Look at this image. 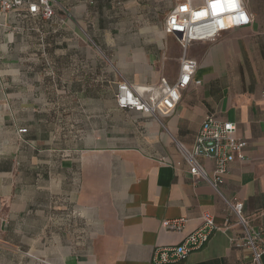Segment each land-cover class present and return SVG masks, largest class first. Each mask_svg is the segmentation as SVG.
<instances>
[{
    "label": "crops",
    "instance_id": "crops-1",
    "mask_svg": "<svg viewBox=\"0 0 264 264\" xmlns=\"http://www.w3.org/2000/svg\"><path fill=\"white\" fill-rule=\"evenodd\" d=\"M55 1L57 19L15 15L0 32V264H152L204 216L221 230L181 264H255L232 243L242 227L225 200L243 203L264 235V0H243L251 24L214 42L185 50L162 31L163 56L160 17L173 0ZM183 67L202 83L169 116L118 108L120 76L159 97ZM130 112L132 128L121 118ZM209 115L248 142L219 192L193 178L177 147L191 149ZM202 165L211 177L214 162ZM180 218L184 230L163 227Z\"/></svg>",
    "mask_w": 264,
    "mask_h": 264
},
{
    "label": "built area",
    "instance_id": "built-area-1",
    "mask_svg": "<svg viewBox=\"0 0 264 264\" xmlns=\"http://www.w3.org/2000/svg\"><path fill=\"white\" fill-rule=\"evenodd\" d=\"M55 3V0H0V32L11 30L10 21L15 15L27 20L57 19ZM173 3L174 6L163 23V31L167 36L176 37L185 50L194 42H214L223 33L247 27L252 22L243 0H224L222 4H213V0H173ZM65 15L70 14L67 11ZM201 83L194 81L193 76L183 67L179 79L174 84L162 79L161 96H144L133 83L120 76L115 101L121 110L139 112L160 121V117L169 116L176 111L185 90L192 84L199 86ZM236 132L237 126L234 123L223 122L215 115H209L204 119L191 149L177 144L193 178L207 182L219 192L225 176L230 172V166L237 160H246L244 152L248 142L238 139ZM19 133L24 134L26 130H20ZM202 160L214 162L215 169L211 177L202 165ZM225 202L229 218H237L242 227V238H234L232 243L238 248L251 250L255 264H264L263 232L248 225L243 214V203L227 200ZM187 222V218L167 220L163 227L171 232H180L184 230ZM219 230L221 228L210 216H204V225L200 229L189 234L180 245L158 248L151 263H184L192 253L203 248Z\"/></svg>",
    "mask_w": 264,
    "mask_h": 264
},
{
    "label": "rangeland",
    "instance_id": "rangeland-1",
    "mask_svg": "<svg viewBox=\"0 0 264 264\" xmlns=\"http://www.w3.org/2000/svg\"><path fill=\"white\" fill-rule=\"evenodd\" d=\"M167 14H168V12H166V11H162V13H161V17H160V23H161V27H163V23H164V21H165V18L167 17ZM26 25H25V27L24 26H22L17 32H18V36L19 37H24V35H25V31H26ZM163 30H161V34H162V56H163V53H164V55L166 54V49H165V45H166V41L167 40H165L164 39V35H163V32H162ZM166 37H168V36H166ZM168 39V38H167ZM168 40H170L171 41V43L172 44H174L175 46H179V44H178V42H177V40H176V38L174 37L173 38V36H171L170 37V39H168ZM168 42V41H167ZM19 47H24V44H21V46H18V51H19ZM177 52V51H176ZM176 52H171V53H173V55H176ZM22 55H23V53H22ZM21 55V56H22ZM175 63H171V68H173L175 65H174ZM54 110H56V108H54ZM56 112V111H55ZM56 116H57V114H55V118H56ZM114 118H120V116H114ZM121 118H128V120H129V122H130V127L132 128L133 127V125L135 126L136 125V121H137V119L136 118H138L137 117V115L135 114V113H128V114H126V115H124L123 117H121ZM160 118H162V117H160ZM154 119V118H153ZM71 141H73V140H71V139H69V140H66V145H68V143L69 142H71Z\"/></svg>",
    "mask_w": 264,
    "mask_h": 264
},
{
    "label": "snow or ice",
    "instance_id": "snow-or-ice-1",
    "mask_svg": "<svg viewBox=\"0 0 264 264\" xmlns=\"http://www.w3.org/2000/svg\"><path fill=\"white\" fill-rule=\"evenodd\" d=\"M224 0H213V4H216V3H223ZM230 2H234V0H230Z\"/></svg>",
    "mask_w": 264,
    "mask_h": 264
}]
</instances>
